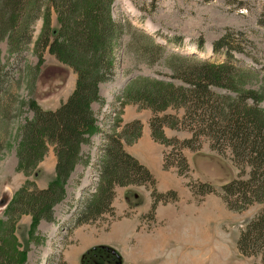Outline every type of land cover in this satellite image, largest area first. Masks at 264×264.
Segmentation results:
<instances>
[{"label": "rangeland", "instance_id": "374dc122", "mask_svg": "<svg viewBox=\"0 0 264 264\" xmlns=\"http://www.w3.org/2000/svg\"><path fill=\"white\" fill-rule=\"evenodd\" d=\"M112 16L129 22L133 26L131 33L137 30L151 36L167 53L216 63L225 61L226 56L223 51L213 52L212 43L228 34L229 44L238 47L232 48L235 59L232 63L242 69L236 71V87L264 94V0H114ZM48 26L51 39V32L58 27L53 10ZM30 34L29 42L19 53L10 51L7 37L0 41L1 75L4 74L0 84V237H7L5 230L12 224L19 248L28 249L24 264H51V246L61 234H67L81 202L95 192L98 160L106 135L121 133L126 125L132 127L134 120L139 121L141 134L125 143L124 149L150 169L157 192L165 195L168 201L158 202L151 213L149 188L116 186L113 207L115 212L123 209L122 214L115 218L104 213L94 223L77 226L69 234V240L74 241L72 233L77 228L94 226L102 232L96 238L119 254L120 264H261L257 256L242 255L237 250L236 240L241 227L264 204L254 202L241 211L230 210L220 195V187L237 179L241 171L228 150L221 154L211 148L208 138L201 137L194 150L181 149L188 172L183 175L176 173L175 167L162 168L163 156L171 154L173 145L164 146L155 141L149 128V120L154 115L151 110L128 101L125 91L138 76L166 79L168 77L160 73L169 70L163 66L162 59L152 66L140 61L136 48L141 44L140 37H132L135 45L129 50V33L122 36L114 49V74L109 81L99 84L100 101L91 104L98 129L90 144L82 145L87 164L75 166L65 184L63 200L53 208L54 221L41 220L31 240L30 215L6 214V205L22 186L45 188L54 177L56 155L54 146L48 144L38 163L24 168L17 154L22 128L33 118L30 103L35 102L42 110L56 109L72 93L76 74L50 54L42 43L37 45L40 38L46 37L43 14L33 21ZM245 69L253 73L247 76ZM215 91L225 92L222 88ZM260 106L264 109V101ZM166 113L174 111L168 109ZM163 132L165 137L176 138L179 142L191 136L182 128L166 126ZM201 183L213 186L214 191L195 196L189 186L198 188ZM133 212L144 217L136 223H126L122 233L112 228L113 222L116 225L119 219L129 218ZM85 235V229L77 232L80 238ZM101 246L86 252L84 264H113L106 262L110 253L100 249ZM83 247L80 244L69 250L73 253ZM58 254H55L57 264L61 263ZM101 255L103 260L99 258ZM61 256L63 259L62 253ZM78 264H82L81 260Z\"/></svg>", "mask_w": 264, "mask_h": 264}, {"label": "trees", "instance_id": "16d2710c", "mask_svg": "<svg viewBox=\"0 0 264 264\" xmlns=\"http://www.w3.org/2000/svg\"><path fill=\"white\" fill-rule=\"evenodd\" d=\"M113 2L0 0V41L7 37L12 53H19L29 42L31 25L43 14L46 37L40 38L37 45L42 43L50 54L76 74L72 93L56 109L42 110L35 102L30 103L33 118L22 128L21 145L17 151L19 161L24 168L35 165L44 155L47 145L51 144L56 155L55 173L45 188L34 186L27 189L22 186L6 205V214L30 215L31 240L41 220L54 221L53 208L63 200L68 178L77 164H87L82 145L90 144L98 129L91 104L100 101L99 84L109 81L114 74V49L119 46L122 36L128 33L129 50H133L135 45L132 37H140L141 44L136 47L140 61L152 66L162 59L163 66L169 70L160 73L168 77L166 79L138 76L125 91L128 101L151 110L154 116L149 120V128L155 141L164 146L173 145L171 154L163 156L162 168L175 167L176 173L184 175L189 166L181 149L188 147L194 150L199 146L200 138L206 137L211 141L212 149L221 154L228 150L234 164L241 170L237 179L220 187L226 207L241 211L254 202L264 204V109L260 106L264 94L255 89L236 87V71L242 69L232 63L235 60L232 55L234 46L229 44V35L225 34L212 43L213 52L223 51L226 56L220 63L167 53L165 47L151 36L137 30L131 33L133 26L129 22L113 18ZM51 10L56 14L58 27L51 32L50 39ZM180 41L178 39L177 43ZM2 69L0 63V84L4 81ZM243 71L247 76L253 73L250 69ZM217 88L224 89L226 93L215 91ZM168 109L174 113H166ZM131 125H126L117 135H106L98 160L95 192L81 202L71 226H68L69 231L60 235L52 245L54 249L64 248L70 243L68 236L75 227L94 223L104 213L116 218L113 207L116 186L149 188L151 213L158 202L168 201L165 195L157 192L156 180L149 168L124 149L125 143L132 142L141 134L139 121L134 120ZM166 126L188 130L191 136L181 142L167 138L163 132ZM189 187L195 196L214 191L213 186L205 183L198 188L195 185ZM143 217L140 215L139 219ZM12 229L11 224L5 230L7 237H0V264H24L27 259L28 249L19 248ZM236 247L242 255L257 256L264 264V206L240 229ZM100 249L110 253L107 263L120 261V256L113 249L106 246ZM61 251L49 254L51 264H57L55 254L58 253L61 257L59 264H67ZM85 259L87 254L82 256V264Z\"/></svg>", "mask_w": 264, "mask_h": 264}, {"label": "crops", "instance_id": "0c3cea01", "mask_svg": "<svg viewBox=\"0 0 264 264\" xmlns=\"http://www.w3.org/2000/svg\"><path fill=\"white\" fill-rule=\"evenodd\" d=\"M123 209L121 211L116 210V214H122ZM134 213V212H133ZM137 220V213L134 214L133 216H130L129 218H121L117 221V226L114 225L113 222V229L119 230L120 233H122V227L126 225V223H136L135 221ZM82 229H85L86 235L83 237H78L77 232ZM89 230V231H88ZM102 232L97 230L94 226H89V225H84L79 228H77L75 231H73V242L71 241L70 238V244L65 247L63 250V260L67 262V264H78V261L81 260V257L83 256L84 253H86L88 250L97 247L99 245H103L102 241H99L96 237ZM77 240V242H76ZM80 244H83V249H75L73 253L71 252L72 247L78 246ZM72 257V258H71Z\"/></svg>", "mask_w": 264, "mask_h": 264}, {"label": "water", "instance_id": "95a60500", "mask_svg": "<svg viewBox=\"0 0 264 264\" xmlns=\"http://www.w3.org/2000/svg\"><path fill=\"white\" fill-rule=\"evenodd\" d=\"M115 264H120V261H119V262H117V263H115Z\"/></svg>", "mask_w": 264, "mask_h": 264}, {"label": "built area", "instance_id": "2783aa9c", "mask_svg": "<svg viewBox=\"0 0 264 264\" xmlns=\"http://www.w3.org/2000/svg\"><path fill=\"white\" fill-rule=\"evenodd\" d=\"M102 136V135H101Z\"/></svg>", "mask_w": 264, "mask_h": 264}]
</instances>
